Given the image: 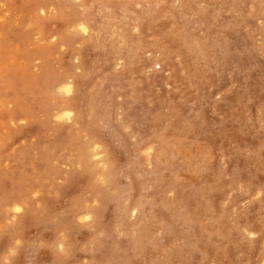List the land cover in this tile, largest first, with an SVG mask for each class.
<instances>
[{
    "label": "rangeland",
    "instance_id": "rangeland-1",
    "mask_svg": "<svg viewBox=\"0 0 264 264\" xmlns=\"http://www.w3.org/2000/svg\"><path fill=\"white\" fill-rule=\"evenodd\" d=\"M263 255L264 0H0V264Z\"/></svg>",
    "mask_w": 264,
    "mask_h": 264
},
{
    "label": "bare ground",
    "instance_id": "bare-ground-1",
    "mask_svg": "<svg viewBox=\"0 0 264 264\" xmlns=\"http://www.w3.org/2000/svg\"><path fill=\"white\" fill-rule=\"evenodd\" d=\"M84 4V3H83ZM104 19H106V18H104ZM78 23V22H77ZM138 26V25H137ZM107 27V26H106ZM110 27V26H109ZM81 28H82V30L84 31V32H87L88 31V26L86 25V22L85 21H83L82 23H81ZM113 29H114V27H113ZM69 30V29H68ZM125 44V43H124ZM152 63H154V64H156V67L157 68H159L160 70H163V68H164V66H162V64L160 63V61L158 60H156L155 58H153L152 60ZM84 75H86V74H84ZM84 75H82V77H79V78H77V79H69L68 78V80H65V81H63L62 83H61V86H62V89L64 90V92L66 93V94H72L73 92H74V88L76 87L77 88V92H78V97H79V99H78V102H76L75 104H70L69 105V103H70V101H69V103H68V106L66 105V107L64 108V110H63V113L65 114V117L68 119H71L72 118V116H73V114H74V112H78V119L80 120V125L82 126V124H85V122L87 123V114L85 115V110H86V106H87V102H86V100H87V98H86V96L84 95V92H85V90H84V87H83V83H82V78H83V76ZM107 97V96H106ZM71 98V97H70ZM67 101V100H66ZM98 108V107H97ZM61 114V113H60ZM62 118H63V116H61ZM60 117V118H61ZM64 117V118H65ZM130 117H132V116H130ZM68 119V120H69ZM89 119V118H88ZM100 119V118H99ZM118 119V118H117ZM102 120V119H101ZM131 120V119H130ZM103 121V120H102ZM88 122H90L88 125H89V127H90V133L92 134L93 132H94V128H92L93 126H95V123L93 122V121H88ZM166 122V121H165ZM172 124V123H171ZM174 124V123H173ZM103 125V124H102ZM149 125H150V123H149ZM104 126H106V125H104ZM145 126V125H144ZM172 126V125H171ZM108 127V126H107ZM128 127V126H127ZM126 127V128H127ZM170 127V126H169ZM108 129V128H107ZM98 130H100V129H98ZM97 130V131H98ZM101 130H105V129H101ZM177 130H179L178 128H177ZM176 130V131H177ZM92 131V132H91ZM106 132H108V133H110V135L109 136H111V132L110 131H106ZM99 133V132H98ZM98 133L97 132H94L93 133V138H92V142H93V144L92 145H94V150L95 149H98V148H100L101 146L103 147L102 148V150L104 151V152H108L109 154H112V151H111V147H112V145H111V142H110V140H109V138L110 137H107V134H105V136L104 137H102V136H100V135H98ZM103 133V132H102ZM144 135V134H143ZM114 136V135H113ZM91 137V136H90ZM112 138V137H111ZM179 139V138H178ZM112 140H114V139H112ZM116 140V139H115ZM145 140V139H144ZM180 140V139H179ZM89 141H91V138L89 139ZM146 141H147V139H146ZM86 142V141H85ZM117 143V142H116ZM90 144V143H89ZM144 144V143H143ZM158 144V143H157ZM152 145V144H151ZM100 146V147H99ZM146 146V145H145ZM120 147V146H119ZM136 147H137V145H136ZM93 148V147H92ZM100 150V149H99ZM99 150H98V152H99ZM96 151V150H95ZM104 152H102V153H104ZM160 152V151H159ZM164 153V152H163ZM91 155V154H90ZM160 155V154H159ZM162 155V154H161ZM96 156V155H95ZM154 157V156H153ZM159 157V156H158ZM159 159V158H158ZM160 159H163V158H160ZM150 160H152V159H150ZM155 160L156 159H154V160H152V163L153 162H155ZM105 161V160H104ZM159 161V160H158ZM158 161H156V162H158ZM150 165V164H149ZM158 165H161V164H158ZM156 166V164L154 165V167ZM154 169V168H153ZM168 169V168H167ZM186 197H188L187 195H186ZM181 201H182V199L181 198H179ZM97 201V200H96ZM187 203H188V201H187ZM89 205H90V203H89ZM92 206V205H91ZM260 260L261 261H263L262 263H264V255H263V257H262V259L260 258ZM261 263V262H260ZM259 263V264H260ZM261 263V264H262ZM258 264V263H257Z\"/></svg>",
    "mask_w": 264,
    "mask_h": 264
}]
</instances>
